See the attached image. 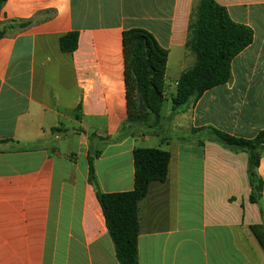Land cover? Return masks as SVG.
<instances>
[{"label": "crops", "instance_id": "1", "mask_svg": "<svg viewBox=\"0 0 264 264\" xmlns=\"http://www.w3.org/2000/svg\"><path fill=\"white\" fill-rule=\"evenodd\" d=\"M213 1L252 30V42L232 59L227 83L175 114L170 97L194 63L186 41L199 0L3 2L0 264H119L88 158L100 192H127L136 147L170 154L166 179L151 182L139 205L138 264H264L250 230L264 223V154L261 197L251 203L247 154L192 131L252 139L264 130V0ZM134 28L167 51L165 100L157 127L120 135L122 32ZM70 32L77 48L62 52L59 38Z\"/></svg>", "mask_w": 264, "mask_h": 264}, {"label": "trees", "instance_id": "2", "mask_svg": "<svg viewBox=\"0 0 264 264\" xmlns=\"http://www.w3.org/2000/svg\"><path fill=\"white\" fill-rule=\"evenodd\" d=\"M5 0H0V7ZM28 25L17 23L18 28ZM7 27H0V38ZM78 34L67 33L59 38L62 52L77 48ZM252 30L232 21L227 10L213 0H199L189 22L186 47L194 55V63L178 79L175 93L170 97L172 113L193 104L202 94L230 80L232 59L251 44ZM126 119L119 134H128L134 127L152 130L161 120L165 100L164 78L167 51L143 29L122 32ZM205 133L210 140L235 152L247 154V177L251 189L249 201L258 203L262 180L258 177L260 158L264 154V130L252 139L230 136L212 127L193 129ZM170 154L159 148L133 150V189L120 193H102L96 187L93 158H88V181L95 188L108 235L119 264H138L139 205L151 182L166 179ZM250 230L264 251V223Z\"/></svg>", "mask_w": 264, "mask_h": 264}, {"label": "rangeland", "instance_id": "3", "mask_svg": "<svg viewBox=\"0 0 264 264\" xmlns=\"http://www.w3.org/2000/svg\"><path fill=\"white\" fill-rule=\"evenodd\" d=\"M151 143H149L148 145H150V146H157V144H158V138H152L151 140Z\"/></svg>", "mask_w": 264, "mask_h": 264}, {"label": "built area", "instance_id": "4", "mask_svg": "<svg viewBox=\"0 0 264 264\" xmlns=\"http://www.w3.org/2000/svg\"><path fill=\"white\" fill-rule=\"evenodd\" d=\"M176 85H177V82L175 83V87H176Z\"/></svg>", "mask_w": 264, "mask_h": 264}]
</instances>
